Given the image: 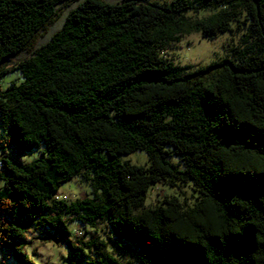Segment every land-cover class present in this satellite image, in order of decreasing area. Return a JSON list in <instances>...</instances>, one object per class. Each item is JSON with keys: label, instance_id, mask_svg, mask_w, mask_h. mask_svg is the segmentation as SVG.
Returning <instances> with one entry per match:
<instances>
[{"label": "trees", "instance_id": "16d2710c", "mask_svg": "<svg viewBox=\"0 0 264 264\" xmlns=\"http://www.w3.org/2000/svg\"><path fill=\"white\" fill-rule=\"evenodd\" d=\"M64 1L80 0H0V144L46 151L0 161V247L33 264L27 233L59 241L74 220L84 236L103 222L111 241L69 242L85 264H264V0H81L36 48ZM233 23L244 47L211 64L191 71L162 53ZM14 70L21 83L2 87ZM135 150L147 168L119 160ZM77 175L92 195L69 202L59 191ZM162 182L191 186L193 204L147 208Z\"/></svg>", "mask_w": 264, "mask_h": 264}, {"label": "rangeland", "instance_id": "374dc122", "mask_svg": "<svg viewBox=\"0 0 264 264\" xmlns=\"http://www.w3.org/2000/svg\"><path fill=\"white\" fill-rule=\"evenodd\" d=\"M80 1H64L57 6L60 16L55 23L49 27L47 32H40L41 35L37 40L36 48H40L42 45L46 44L51 37L62 28L64 21H66V16L71 10L78 6ZM106 1L116 3L125 0ZM187 14L192 17L201 15L194 12H188ZM232 27L233 29L230 31L217 32V34L208 36H204L199 31L184 34L183 36H179L176 41L169 42L162 50V53L165 57L174 62L176 66L191 71L196 70L199 67L211 64L232 54V49L235 47H244L245 44L240 40L243 31H238L235 23L232 24ZM27 57L28 55L26 53H21L13 59H6L4 66L7 69H12L19 61L24 60ZM12 80L21 83L23 80L22 73L19 70L8 72L1 79L2 87L5 88L8 86ZM2 132L3 127L0 120V137ZM45 154L46 151L44 144L39 148H33L29 151L20 150L13 144H0V161L4 158H8L14 162L29 163ZM119 160L121 162H130L131 164L144 166L146 168L150 165V159L145 150H135L130 154L120 155ZM171 160L176 161L175 158H172ZM0 170L3 169L0 168ZM3 185L4 181L0 179V190ZM92 190V185L77 175L61 186L59 196L61 198L65 196L66 199L71 202L78 198L92 195ZM193 194L195 193L191 186L179 187L177 185L176 187H173L163 182L156 183L152 184L148 190L146 196L147 199H145V206L147 208L153 207L161 202L165 196L177 195V197L179 196L181 198V201L187 208L194 202ZM67 225L69 233L66 236H61L59 241H55L54 239L51 241L42 239L40 237L42 235L41 231H39V233L35 230L27 231L28 239H31V241L27 243V253L29 258L33 261V264H69L72 259L79 261V264H85L81 261L79 256L74 257L69 247V242L75 240V233L79 227V223L73 220L69 221ZM83 228L88 230L83 238L84 241H88L92 237L99 235L100 238L108 240V242L111 243L108 239L109 234L106 232V226L103 222L99 223L96 229L90 225H85ZM0 264H16L10 249L0 247Z\"/></svg>", "mask_w": 264, "mask_h": 264}, {"label": "built area", "instance_id": "2783aa9c", "mask_svg": "<svg viewBox=\"0 0 264 264\" xmlns=\"http://www.w3.org/2000/svg\"><path fill=\"white\" fill-rule=\"evenodd\" d=\"M63 198H66L65 196ZM84 236V230L81 227H78L75 233V237L77 239L83 238Z\"/></svg>", "mask_w": 264, "mask_h": 264}]
</instances>
